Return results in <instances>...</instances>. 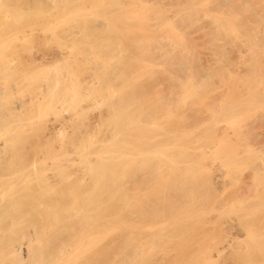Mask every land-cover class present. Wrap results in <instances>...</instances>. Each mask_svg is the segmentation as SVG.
Here are the masks:
<instances>
[{
    "label": "bare ground",
    "instance_id": "obj_1",
    "mask_svg": "<svg viewBox=\"0 0 264 264\" xmlns=\"http://www.w3.org/2000/svg\"><path fill=\"white\" fill-rule=\"evenodd\" d=\"M23 1L0 0V264H264V0H52L76 10L46 55Z\"/></svg>",
    "mask_w": 264,
    "mask_h": 264
},
{
    "label": "rangeland",
    "instance_id": "obj_2",
    "mask_svg": "<svg viewBox=\"0 0 264 264\" xmlns=\"http://www.w3.org/2000/svg\"><path fill=\"white\" fill-rule=\"evenodd\" d=\"M27 1H28V3H27ZM27 1H26V3H25V1H23L24 3H22V4H24V5H22V6H21V4L15 6V8H18V7L21 8L20 10H19V8H18V9H15V8L12 7V5H11V7H12L11 10H14V9H15V11L17 10L18 12L21 11L22 14L25 13V14H24V16H25L24 18H25V19L23 18V16H21V17H22L21 19L18 18L20 21L22 20V21H21L22 24H21L20 21L18 20V21H19L18 24H20V27H19L18 25H17V26L19 27V29H23V28H24V25H25V24H23V22L25 23V20H26V23H27L25 26H27L28 24L31 25V26L35 25L36 28H35V27H32V28H33V29H32V30H33V31H32L33 34H30V36H31V35L33 36V37L31 36V38L34 39V40L36 41V44L34 45L32 42L35 43V41H34V40H31L32 42H31L30 46L33 44L34 47H35V48H34L35 50H34L33 47H32L33 45L31 46V48H32L31 52H36V50L39 48V50H38L37 52L41 51L40 53H41V54H45V55H46L47 53H48V54H51L53 51H55V47H56V49H58V48H57V46H58L57 44H59V43H58L59 41H58V38H57L58 36L56 37V33H53L55 36L52 35V37H51L50 34H52V33H49V31H50V32H54V30H52L51 28H50V29H51L52 31L48 29V33H49V34H48L47 31H46L47 29L43 28L42 26H43L44 24H47L49 21H51L50 24L53 25V24L55 23V25L52 26V25H50L49 23H48L49 25H48V24H47V25L50 26V27H54V26H55L56 28H58L59 26L57 25V23L60 21L61 13H62V16H63V12H65V11L68 12V11H69V13H72V12H74V10H76V8H74V10H73V8H70L71 10H69V8H68V9H67L68 11H67L66 9H64L65 11H62V10H63V9H62V10L60 11L61 13L58 12V14H57V12H53V13H52V10L50 11V9H52L53 6H54L53 9H55V8H56L55 6H57L56 4L52 3L54 0H53V1H52V0H44V2L46 1V2H45V5H44V3H43L42 5H43L44 7H47V8H48V6H49L48 9L46 8V12H45L46 15L44 16L45 19H43V18H44V17H43V18H41V20H40V18L38 17L39 15L35 14L36 16H35V15H34V16L32 15V18L35 17V19H32L33 23H32V21L28 23L27 20L31 19V16H30L31 13H28V10L30 11V9L32 10V8L35 7V4H36L35 2H36V1H35V0H34V1H33V0H30V1L27 0ZM37 1H38V0H37ZM89 1H90V2H88V1H84L85 3H84L83 1H81V3H79V2H80V1H79L78 3L82 5V2H83V5H85V7H83V6H82V7H83V9H84V8H86L87 5H88V7H89V5H91V4L93 3L92 0H89ZM21 2H22V1H21ZM41 2H43V0H40V4H41ZM76 2H77V0H76ZM46 3H47V4H46ZM55 3H56V2H55ZM78 3H77V8H81V6L79 7V4H78ZM87 3H88V4H87ZM25 4H26V7H23V6H25ZM27 4H28V5H27ZM52 4H54V5H52ZM47 5H48V6H47ZM50 5H51V6H50ZM13 6H14V5H13ZM22 7L25 8V9H26V8L28 9V7H29V9H28V10L26 9V11H27V12H26V11H24L25 9H24V10L22 9ZM37 7H38V5H37ZM39 7H40V6H39ZM44 7H43V8H44ZM50 7H51V8H50ZM73 7H74V6H73ZM75 7H76V5H75ZM88 7L86 8L87 10L89 9ZM13 8H14V9H13ZM91 8H92V7H91ZM91 8H90V9H91ZM34 9H35V8H34ZM34 9H33V10H34ZM44 9H45V8H44ZM81 9H82V8H81ZM22 10L24 11V13H23ZM38 10H39V8H38ZM38 10H37V12H38ZM47 10H48L49 12H47ZM55 10H56V9H55ZM58 10H60V9L58 8ZM72 10H73V11H72ZM15 11H14V12H15ZM34 11H36V9H35ZM34 11H33L32 14H34ZM70 11H71V12H70ZM18 12H17V13H18ZM21 12H20V13H21ZM31 12H32V11H31ZM27 13L29 14V16H26ZM35 13H36V12H35ZM47 13H51V16H49L50 19L48 18ZM65 14H66V13H65ZM65 14H64V15H65ZM67 14H68V13H67ZM72 14H73V13H72ZM72 14H70V15H72ZM19 15H21V14H19ZM19 15H18V17H19ZM70 15L68 14V16H70ZM66 16H67V15H66ZM68 16H67V17H68ZM36 17H37V19H38L39 21H37ZM41 17H42V16H41ZM46 17H47V19H46ZM26 18H27V19H26ZM61 18H62V17H61ZM23 20H24V21H23ZM43 20H45V21H43ZM34 21H37L38 23H34ZM42 21L44 22V24H43ZM30 23H31V24H30ZM32 24H33V25H32ZM37 24H39V25H37ZM41 24H42V25H41ZM21 25H22V26H21ZM44 26H45V25H44ZM60 26H61V25H60ZM41 27H42L43 30L41 29ZM59 28H60V27H59ZM59 28H58V29H59ZM58 29H57V30H58ZM44 30L46 31V33H45ZM60 30H61V29H60ZM78 30H79V29H77V32H78ZM58 31H59V30H58ZM74 31L76 32V30H74ZM74 31H73V32H74ZM79 32H80V30H79ZM80 33H81V36H82V31H81ZM71 34H72V33H70V35H71ZM46 35H48V36H46ZM79 35H80V34H79ZM43 36H44V37H43ZM45 36H46V38L49 37L50 39H51V38L53 39V36H54V40H52V43H51V42H50L51 44L49 43V44H50V45H49L50 48H49L48 46L45 45L47 42H49V41H48L49 38H48V39H45ZM81 36H78V33H77V35H76V33H75V35H74V33H73V35H71V37H73V38H75V37H81ZM55 37H56V38H55ZM82 37H83V36H82ZM82 37H81V38H82ZM31 38H30V39H31ZM35 38H36V39H35ZM30 39H29V38L27 39V40H29V41L26 40V41H27L26 44H24L26 41L23 40V41L21 42V43H23V46H20V47H22V49H23V47H25L28 43H30ZM41 39H42V40H41ZM75 39H76V38H75ZM78 39H79V38H77V40H78ZM40 40L42 41V44H43V42L45 41V42H44V43H45L44 45H45L48 49H47L46 47H45V49L43 48L44 45H43V46L41 45V41H40ZM39 41H40V42H39ZM21 43H20V45H21ZM37 43H38V44H37ZM24 45H25V46H24ZM28 45H29V44H28ZM36 45L38 46L37 48H36ZM58 47H59V46H58ZM26 48H28V46H26L25 49H26ZM52 48H54V49H52ZM29 49H30V48H28V51H27V49H26L25 52H24V49L21 50V48H20V50H21V51H20V53H21L20 56L23 55V52H24L25 54H26V53L28 54V52L30 51ZM50 49H52V50H50ZM47 50H50L51 53H49L50 51L48 52ZM42 51H44V52H42ZM46 51H47V52H46ZM45 52H46V53H45ZM25 56H26V55H25ZM25 56H24V57H25ZM22 58H23V56H22ZM24 88H25V87H24ZM24 88H22V90H20L21 93H19V95H17L18 98H19V97L22 98V96H23V99H24V98H27V94H28V93L30 94V92H28V90H29L28 87H26L27 90L24 89ZM23 89H24L25 91H23ZM26 91H27V93H26ZM19 99H20V98H19ZM63 108H65V107L63 106ZM63 108L60 107V109H59V111H60L59 113H60V114L58 113V115H57L58 119H61V117H63L65 114H66V115L69 114V116H70V112H68L69 110H67V107H66V110H67V111H66L65 109H64L65 111H63ZM91 109L94 110L93 108H91ZM92 110H90V109L88 110L90 116H91V113H90V112H92ZM97 110H98V111H97ZM97 110L95 109L94 112H95V113H96V112L98 113L100 109L97 108ZM63 112H64V113L66 112V113L64 114ZM61 113H62V114H61ZM95 113L92 112L93 115H94ZM97 113H96V114H97ZM96 114H95V115H96ZM50 116H53V115H50ZM59 117H60V118H59ZM67 118H68V117H67ZM90 118H93V116L89 117V119H90ZM62 119H63V118H62ZM64 119L66 120L65 116H64ZM64 119H63V120H64ZM67 120H68V119H67ZM91 120H92V119H91ZM63 129H64V128H63ZM63 129L61 130L60 135H61V134H62V135L60 136V138H62V137L65 138L69 133L71 134V131L69 132V130L67 131V129H64V130H66V131L64 132ZM67 132H68V134H67ZM64 133H65V134H64ZM34 136H36V135H34ZM35 138H36V137H35ZM66 138H67V137H66ZM69 154H71V153H69ZM71 155H72V154H71ZM71 157H74V155H72ZM47 162L50 163V161H47Z\"/></svg>",
    "mask_w": 264,
    "mask_h": 264
}]
</instances>
